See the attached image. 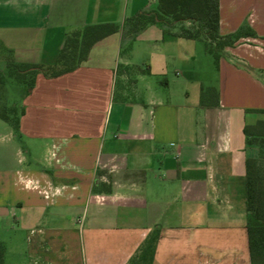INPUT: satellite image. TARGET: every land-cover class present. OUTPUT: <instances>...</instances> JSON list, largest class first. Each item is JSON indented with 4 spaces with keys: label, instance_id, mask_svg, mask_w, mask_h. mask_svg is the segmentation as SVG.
Listing matches in <instances>:
<instances>
[{
    "label": "crops",
    "instance_id": "obj_1",
    "mask_svg": "<svg viewBox=\"0 0 264 264\" xmlns=\"http://www.w3.org/2000/svg\"><path fill=\"white\" fill-rule=\"evenodd\" d=\"M156 1L0 0V65L21 107L0 115L20 156L0 158V226L26 264H252L264 0H219L218 62L180 34L190 21L129 37L126 19ZM100 22L121 28L73 71L33 86L11 74L10 60L53 65L69 32Z\"/></svg>",
    "mask_w": 264,
    "mask_h": 264
},
{
    "label": "trees",
    "instance_id": "obj_2",
    "mask_svg": "<svg viewBox=\"0 0 264 264\" xmlns=\"http://www.w3.org/2000/svg\"><path fill=\"white\" fill-rule=\"evenodd\" d=\"M219 0H157L150 10L126 19L128 36L134 37L149 24H167L172 21H190L181 25L180 34L189 38H203L217 62L220 55L215 47L222 44L219 34ZM121 26L115 22L88 24L66 35L64 45L56 62L46 66L42 63H15L10 60L11 74L29 86L35 83V76L43 71L47 76H58L76 69L88 59L90 50L101 39L116 33ZM212 91V90H210ZM207 95L204 94V96ZM8 118V115L1 114ZM17 126V122H13ZM249 134V126L246 127ZM255 133L260 137V152L246 161V204L249 212L248 233L252 264H264V120L255 124ZM252 133V132H251ZM6 245L0 242V264L6 261Z\"/></svg>",
    "mask_w": 264,
    "mask_h": 264
},
{
    "label": "rangeland",
    "instance_id": "obj_3",
    "mask_svg": "<svg viewBox=\"0 0 264 264\" xmlns=\"http://www.w3.org/2000/svg\"><path fill=\"white\" fill-rule=\"evenodd\" d=\"M200 44L205 46L204 41H200ZM212 46H216L213 44ZM209 94V93H208ZM20 93L16 88L12 86L9 81V75H5L2 72V66L0 65V115H8L12 120H16L20 112ZM12 126L0 117V158L9 157L7 160H11L12 155L14 154L16 158H19L17 149L10 148L9 144L12 143ZM16 226L18 224H15ZM7 225L2 223L0 226V241H10L14 238L11 231L4 229ZM8 227V226H7ZM6 244V243H5ZM22 256H25L23 258ZM26 257H28L27 249L19 251L15 248H12L11 245L7 247L6 251V262L5 264H26ZM28 260V259H27Z\"/></svg>",
    "mask_w": 264,
    "mask_h": 264
}]
</instances>
